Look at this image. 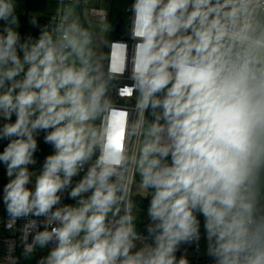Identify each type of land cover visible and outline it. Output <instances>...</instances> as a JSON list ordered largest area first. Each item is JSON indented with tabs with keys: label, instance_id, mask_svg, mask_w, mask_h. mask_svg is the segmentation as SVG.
I'll list each match as a JSON object with an SVG mask.
<instances>
[{
	"label": "clouds",
	"instance_id": "obj_1",
	"mask_svg": "<svg viewBox=\"0 0 264 264\" xmlns=\"http://www.w3.org/2000/svg\"><path fill=\"white\" fill-rule=\"evenodd\" d=\"M79 7L69 0L22 38L17 0H0L2 201L6 228L24 221L22 256L47 248L37 264H189L177 253L199 248L203 217L213 264H264V0H135L133 83L116 89L135 95L134 147ZM41 132L54 151L36 174ZM137 185L150 197L146 234ZM15 248L7 242L4 264H19Z\"/></svg>",
	"mask_w": 264,
	"mask_h": 264
},
{
	"label": "built area",
	"instance_id": "obj_2",
	"mask_svg": "<svg viewBox=\"0 0 264 264\" xmlns=\"http://www.w3.org/2000/svg\"><path fill=\"white\" fill-rule=\"evenodd\" d=\"M92 0H80V7L77 8V12L81 16V20L83 22L84 13H87L88 16L101 23L111 24L112 14L115 11L114 1L115 0H99L98 5H91ZM69 0H56V8L54 11H50L47 19V23L49 19L54 16L57 10L63 6V4L68 3ZM135 3V0H131L129 6L126 8V12L128 13V27L125 28L123 24V20L121 17V12L117 11L116 14L120 15V19L122 21L123 31L122 33H116L114 35H109V29L106 33V54L104 58V68L107 71H110L113 77V90L111 92L112 100L115 104V118L116 121L120 124L122 128L129 129V138L132 141L130 147H134L137 138L131 136V128L135 123L140 119V114L138 113L135 107V95L133 94L131 98L122 97L118 95L116 89L123 88L126 85H131L133 83L131 79L132 71H133V58L136 51V45L138 43L137 39H134L132 36V29L134 24L135 14L133 12L132 6ZM116 22L115 29L118 24ZM144 118L148 119V113L144 114ZM107 120L108 117H105ZM34 166V165H33ZM30 170L35 169L32 168V165L29 166ZM6 171V169H5ZM38 171V170H37ZM39 172V171H38ZM83 173L80 176H77L73 179V184L78 181L82 177ZM8 180V177H7ZM3 183L4 176L2 171L0 172V264H4V258L7 255V242L10 240L16 241L15 248V256L19 258V264L21 255H22V246L20 244L19 237L21 235L20 228L22 227L24 221L20 220L17 222V225L13 226L12 229L6 228L7 222V214L5 211V206L2 201L3 194ZM34 187V184L31 185ZM134 197V195H133ZM64 204H75V201L68 198L67 192L63 194ZM42 219V218H41ZM144 233L143 231H140ZM145 234V233H144ZM203 236L199 242V248L197 249L195 244L186 245L189 248L198 262L204 264H213L212 259L206 254V245L202 242ZM31 241V236L29 237V242ZM37 251V250H36Z\"/></svg>",
	"mask_w": 264,
	"mask_h": 264
},
{
	"label": "trees",
	"instance_id": "obj_3",
	"mask_svg": "<svg viewBox=\"0 0 264 264\" xmlns=\"http://www.w3.org/2000/svg\"><path fill=\"white\" fill-rule=\"evenodd\" d=\"M17 1L24 2L25 9H26V12L24 14L19 15V20H20L19 32L22 38H26L27 35L29 34H31L33 37H37L39 35L40 26H43L44 24L47 23V19L49 15L48 10L50 6L49 0H17ZM32 15L38 16L39 26L34 27L29 23V20ZM119 19H120V15L118 14L114 15V12H113L112 18H111L112 22L109 26V35H114L116 33L115 24L116 22H118ZM2 23L3 22H0V24ZM12 119L14 121L15 116H13ZM151 119H152L151 116L148 114V120L150 121ZM37 140H38V150L35 153V159L37 160V163L34 165V167L36 170L39 171L42 168L45 157L49 154H52L54 150L51 145L46 144L44 142L43 132L39 134V136L37 137ZM8 142L9 141L7 140H0V152L3 151L4 147L7 145ZM2 169H3L2 174L4 176V183H3V186H4L8 182V180H7L6 171L4 170V168ZM136 177L138 178L139 176L137 175ZM133 199L137 204V208H136L137 210H135V212H140L141 210H145L149 206V200H150L149 198H145L141 195H134ZM139 226L140 224L138 220V225H137L138 231H143L141 229V226L140 227ZM182 254L183 252H180L177 257L179 258V256ZM187 259L189 261V264H204V263L198 262L194 254L187 256Z\"/></svg>",
	"mask_w": 264,
	"mask_h": 264
},
{
	"label": "rangeland",
	"instance_id": "obj_4",
	"mask_svg": "<svg viewBox=\"0 0 264 264\" xmlns=\"http://www.w3.org/2000/svg\"><path fill=\"white\" fill-rule=\"evenodd\" d=\"M49 2H50V6H49L48 11L49 12L54 11L56 8V0H49ZM130 2H131V0H115L114 1V7H115L114 15L117 13V11L121 12V17H122L123 24H124L125 28L128 27V13L126 12V8L129 6ZM90 4L93 6L98 5L99 0H92ZM16 11H17L18 16L22 15L26 12L24 2L17 1ZM83 22L85 23V26H88L90 23L92 29L97 34V44L99 46H101L98 48V50L101 51V53H102L101 59H102L103 66H104V58H105V54H106V43H105L106 42V33L109 29V24L101 23V22H98L96 20L91 19L87 13H84ZM18 31H19V29H18ZM2 123H3V121H0V124H2ZM33 167L34 166L32 165V168ZM2 168H4V170H5L6 166L3 163H0V172L3 171ZM31 171H35L36 174H38V171L36 169H33V170L31 169ZM136 180L138 182L139 177L138 178L136 177ZM34 183H35V181L33 180L32 184H34ZM32 184H30L29 187H31ZM133 195H141V196L145 197L144 194L139 191L138 185L134 186ZM149 199H150V197H149ZM147 208L145 210H141L140 212H135V214L137 215V218L139 220V224L141 226V229L143 230V232L145 234H146V225L149 223V218L147 215ZM135 210H137V209H135ZM200 219H201V233L203 236V232H204L203 217H200ZM202 242L204 245H206V240L204 238H203ZM47 252H48L47 248L37 249V251L34 254H32L31 257H29L27 259L21 255V259H20L21 263L20 264H37V261L40 259V257L47 255ZM180 252H183V254L186 256L193 254V252L189 248H187L186 245L181 247L180 251L177 253V256L179 255Z\"/></svg>",
	"mask_w": 264,
	"mask_h": 264
},
{
	"label": "water",
	"instance_id": "obj_5",
	"mask_svg": "<svg viewBox=\"0 0 264 264\" xmlns=\"http://www.w3.org/2000/svg\"><path fill=\"white\" fill-rule=\"evenodd\" d=\"M116 31H117L118 33H122V31H123L122 21H121V20L118 22V24H117V26H116Z\"/></svg>",
	"mask_w": 264,
	"mask_h": 264
}]
</instances>
